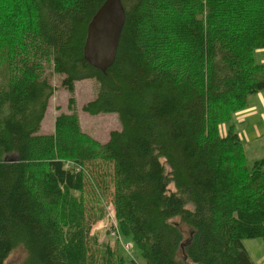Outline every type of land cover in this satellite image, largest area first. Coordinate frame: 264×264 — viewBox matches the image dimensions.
<instances>
[{
    "label": "trees",
    "instance_id": "trees-1",
    "mask_svg": "<svg viewBox=\"0 0 264 264\" xmlns=\"http://www.w3.org/2000/svg\"><path fill=\"white\" fill-rule=\"evenodd\" d=\"M104 1L0 0V264L16 252L19 264H135L128 240L144 264H254L243 240L264 244V157L247 165L233 121L264 92V0H120L102 73L83 47ZM54 75L69 113L40 134ZM88 79L99 87L82 111L121 125L105 143L76 112L75 83ZM102 168L110 201L98 191L88 214ZM94 220L117 226L112 246Z\"/></svg>",
    "mask_w": 264,
    "mask_h": 264
},
{
    "label": "rangeland",
    "instance_id": "rangeland-1",
    "mask_svg": "<svg viewBox=\"0 0 264 264\" xmlns=\"http://www.w3.org/2000/svg\"><path fill=\"white\" fill-rule=\"evenodd\" d=\"M256 58L258 62L264 63V51H257ZM62 78L63 76L54 75L51 79V84L54 87V94L49 100L48 108L41 125L40 134H52L54 132V119L56 115L59 113H69L67 104L70 96L68 92L61 86ZM98 87V83L92 79L78 81L75 83L73 97L75 99L76 112L78 113L80 119L82 131L97 141L105 143L108 140L110 132L121 129L118 115L113 113L91 116L82 111L83 105L96 98ZM249 102H251V98L248 100V107L245 110L237 113L236 117L234 118L236 120L233 121V125L236 129L235 132L244 145L248 166H250V164L256 159L264 157L263 128L258 125L260 133L255 137L247 123L241 124L238 120V117L244 114V111L249 108ZM226 129V125H220L219 130L222 136L226 134ZM93 177L96 186L91 187L89 184H87L85 188V201L88 214H93L96 212L98 204L96 202L95 196L97 193H101L100 195L103 197V201L107 203L110 201L112 192L111 168H102L100 170L94 171ZM99 187L102 190H100ZM106 209L107 211H111L110 204L106 206ZM104 225L105 223L100 222L99 220H94L91 228L98 235L99 240L104 239V242L109 243V245L112 246L115 238L111 234L113 232H117L115 237L118 238L120 236L119 231L117 230L116 225L115 228L111 230H109V224H107L105 227ZM107 231H110V237H108V235H104V233ZM121 242L127 244H122L123 252L127 258H130L135 264H144V260L140 256L137 247L131 241L128 240V243H126V241ZM126 246H129V250L126 249ZM243 246L254 264H264V244L261 239H244ZM22 258L23 255L21 252H16L9 257V259L6 261V264H19Z\"/></svg>",
    "mask_w": 264,
    "mask_h": 264
},
{
    "label": "water",
    "instance_id": "water-1",
    "mask_svg": "<svg viewBox=\"0 0 264 264\" xmlns=\"http://www.w3.org/2000/svg\"><path fill=\"white\" fill-rule=\"evenodd\" d=\"M124 22L125 12L121 1L105 0L88 23L84 59L102 73L115 61ZM6 160L12 162L14 158L8 157Z\"/></svg>",
    "mask_w": 264,
    "mask_h": 264
},
{
    "label": "crops",
    "instance_id": "crops-1",
    "mask_svg": "<svg viewBox=\"0 0 264 264\" xmlns=\"http://www.w3.org/2000/svg\"><path fill=\"white\" fill-rule=\"evenodd\" d=\"M251 102H249V108L238 117V120L241 124L247 123L251 132L256 137L260 133L258 125L264 130V92L252 96Z\"/></svg>",
    "mask_w": 264,
    "mask_h": 264
},
{
    "label": "built area",
    "instance_id": "built-area-1",
    "mask_svg": "<svg viewBox=\"0 0 264 264\" xmlns=\"http://www.w3.org/2000/svg\"><path fill=\"white\" fill-rule=\"evenodd\" d=\"M110 210H111V212L113 211L112 206H110ZM113 233H117V232H113ZM122 244H123V245H127V244H124L123 242H122ZM126 249L129 250V246H126Z\"/></svg>",
    "mask_w": 264,
    "mask_h": 264
},
{
    "label": "bare ground",
    "instance_id": "bare-ground-1",
    "mask_svg": "<svg viewBox=\"0 0 264 264\" xmlns=\"http://www.w3.org/2000/svg\"><path fill=\"white\" fill-rule=\"evenodd\" d=\"M117 233H112L111 235L115 236Z\"/></svg>",
    "mask_w": 264,
    "mask_h": 264
}]
</instances>
